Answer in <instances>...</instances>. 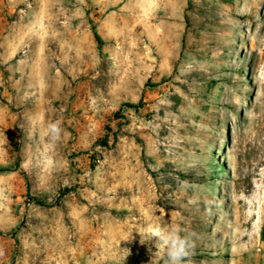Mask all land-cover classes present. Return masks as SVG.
I'll return each instance as SVG.
<instances>
[{"label":"rangeland","instance_id":"rangeland-1","mask_svg":"<svg viewBox=\"0 0 264 264\" xmlns=\"http://www.w3.org/2000/svg\"><path fill=\"white\" fill-rule=\"evenodd\" d=\"M173 225L264 264V0H0V264H150Z\"/></svg>","mask_w":264,"mask_h":264},{"label":"clouds","instance_id":"clouds-1","mask_svg":"<svg viewBox=\"0 0 264 264\" xmlns=\"http://www.w3.org/2000/svg\"><path fill=\"white\" fill-rule=\"evenodd\" d=\"M62 128L59 121H54L48 124L47 134L52 142L60 138ZM141 243L153 242L156 251L153 253L151 248L149 252L152 255L150 264H155L157 257L163 253L164 264H190V256L195 248V238H198L195 233L181 234L180 228L177 226H169L168 228L150 229L144 233H139Z\"/></svg>","mask_w":264,"mask_h":264},{"label":"trees","instance_id":"trees-1","mask_svg":"<svg viewBox=\"0 0 264 264\" xmlns=\"http://www.w3.org/2000/svg\"><path fill=\"white\" fill-rule=\"evenodd\" d=\"M92 30H93L94 36H95V38H96V41L98 42L99 45H101V44H102V39H101L100 35L98 34V32H97V30H96V27L93 26V27H92ZM141 105H142V103H138L137 105H134V104H127V105H125V106L130 107V108H135V109H137V108H140ZM35 202H36L37 204H39V205H43V206L45 205V203H43L42 201L36 200V199H35Z\"/></svg>","mask_w":264,"mask_h":264}]
</instances>
